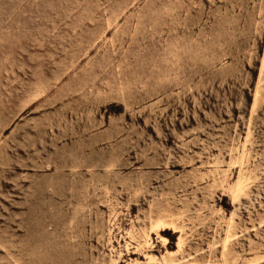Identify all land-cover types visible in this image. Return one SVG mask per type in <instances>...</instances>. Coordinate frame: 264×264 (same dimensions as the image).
Listing matches in <instances>:
<instances>
[{
	"label": "rangeland",
	"instance_id": "rangeland-1",
	"mask_svg": "<svg viewBox=\"0 0 264 264\" xmlns=\"http://www.w3.org/2000/svg\"><path fill=\"white\" fill-rule=\"evenodd\" d=\"M0 264H264V0H0Z\"/></svg>",
	"mask_w": 264,
	"mask_h": 264
},
{
	"label": "bare ground",
	"instance_id": "bare-ground-1",
	"mask_svg": "<svg viewBox=\"0 0 264 264\" xmlns=\"http://www.w3.org/2000/svg\"><path fill=\"white\" fill-rule=\"evenodd\" d=\"M239 191H241V185H239L238 190L235 191V192H239ZM157 228H158V229H156V230L162 229V232H166V231L169 230V227H167L166 224H164V223H159V224L157 225ZM157 234H158V236L161 238V240H163L164 242H167V241H168L167 237L164 236L163 234L159 233V231H157ZM171 253H172V252H171Z\"/></svg>",
	"mask_w": 264,
	"mask_h": 264
}]
</instances>
